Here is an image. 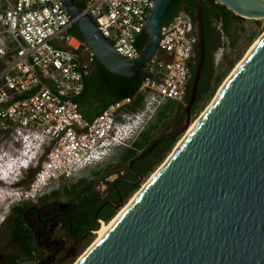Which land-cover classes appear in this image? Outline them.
<instances>
[{
  "label": "water",
  "instance_id": "obj_1",
  "mask_svg": "<svg viewBox=\"0 0 264 264\" xmlns=\"http://www.w3.org/2000/svg\"><path fill=\"white\" fill-rule=\"evenodd\" d=\"M74 1L63 0L98 63L113 74L137 77L156 54L172 0H153L143 29L146 44L133 58L119 54ZM214 1L240 17L264 18V0ZM202 2L192 0L197 57L185 122L175 134L189 126L188 105L204 62ZM76 264H264V36L164 165Z\"/></svg>",
  "mask_w": 264,
  "mask_h": 264
},
{
  "label": "built area",
  "instance_id": "obj_2",
  "mask_svg": "<svg viewBox=\"0 0 264 264\" xmlns=\"http://www.w3.org/2000/svg\"><path fill=\"white\" fill-rule=\"evenodd\" d=\"M83 1L114 49L136 57L153 0ZM73 23L63 0H0V133L14 151H7V162L34 157L25 201L56 190L63 178H78L114 148H132L158 110L172 103V111L187 97L196 39L191 19L180 12L163 24L156 54L143 68L140 105L133 108L127 96L85 118L77 98L95 57L69 32Z\"/></svg>",
  "mask_w": 264,
  "mask_h": 264
},
{
  "label": "flooded vegetation",
  "instance_id": "obj_3",
  "mask_svg": "<svg viewBox=\"0 0 264 264\" xmlns=\"http://www.w3.org/2000/svg\"><path fill=\"white\" fill-rule=\"evenodd\" d=\"M202 22L203 33L208 41L206 42L207 51L201 69L203 77L200 90L204 92L199 95L196 93L194 101L188 105V119L196 110L202 97L208 93L217 77L215 67L218 61L215 56L221 47L214 48V45L218 38L221 43L224 36L218 27H214L212 12L205 14ZM229 27L232 32L233 25ZM95 67L94 59L89 71L94 70ZM87 104L90 109L88 113L93 114L101 101L99 98L91 97ZM186 104L187 97L185 103L178 104L172 111L167 110L157 126L151 129L148 137L144 138L141 136L142 133H145L149 126L155 123L162 108L158 110L133 143L132 148H114L109 158L107 157L108 159L80 172V176L72 185L74 186L82 180L76 189L72 186H66V188L60 186L56 189L59 192L57 197L47 196L50 195L51 191L35 201L28 200L19 203L23 220L20 228L21 233L16 232V225L12 226V230L9 229V226L17 218L16 213L10 211L8 220H6L5 235L7 240L0 248V264H63L71 251L91 232L89 227L82 223L83 216L86 214L82 204L90 200V195L97 196L96 202L99 206L93 213V217L97 218L99 214L104 216L111 208H116L122 203L156 161L168 150L169 144L177 135L175 132L185 122ZM158 139L159 141L153 148L146 152L149 146ZM137 142L142 144L141 147H137ZM7 148H9L8 145ZM136 148H139L140 151H134ZM120 149L124 150L119 151ZM131 151L135 153L132 154ZM142 153L145 154L130 163L132 158ZM60 197L64 201H60ZM76 221H80L79 226L73 225L76 224ZM24 239H26L25 244L31 249L29 255L19 254L22 246H24Z\"/></svg>",
  "mask_w": 264,
  "mask_h": 264
},
{
  "label": "trees",
  "instance_id": "obj_4",
  "mask_svg": "<svg viewBox=\"0 0 264 264\" xmlns=\"http://www.w3.org/2000/svg\"><path fill=\"white\" fill-rule=\"evenodd\" d=\"M74 2L79 8L81 9L84 8L83 0H75ZM180 12H183L184 14H186L192 21V0H172L164 12L163 20H162L163 24L169 23ZM210 12H212V15L214 16V22H215L214 27H218L219 31L223 32V35H224L223 37L226 38V42H227L225 47L227 48L228 52L223 54L222 63L223 65L228 64V66H231V62H232L231 54L234 51L236 53V51L239 49V46H237L239 45L237 44V42H239L237 32L239 30L244 32V26L242 25V22L245 21L246 18H243V17H240L234 14L233 12L228 10L225 6L217 4L214 0H203L202 6H201L202 18H205V14L207 13L209 14ZM252 21H257V20L252 19ZM218 23H220L219 26H218ZM230 25H233L232 32L229 30ZM69 32L82 39V37L80 36L79 30L77 29L74 23L69 29ZM251 34L252 33H250L247 37L244 38L243 42L245 45L247 44V42H250V40L253 38V34L252 35ZM146 41H147V35L144 32L138 35L136 45L139 51L145 46ZM206 42L208 41H207L206 35L204 34L205 54L207 51ZM223 46L224 44L223 43L221 44L220 39L218 38L217 43L214 45V48L223 47ZM194 50H195V56L193 58V64H192V76H193L194 65H195L196 57H197L196 44L194 46ZM95 66L96 67L94 70L87 72V74L85 75L83 91L81 95L77 98V102L80 104L81 110H82V105L85 102H87L89 98L91 97L99 98L101 101V104L98 106V108L94 111L93 114H88L86 112H83V115L85 118L91 119L92 117L100 113L108 104L116 100H119L121 98L127 97V96L134 97L135 106L133 108L140 105L141 96L137 95L136 93L141 84V81L146 75L144 70H141L140 74L137 77L128 78V77L119 76V75L109 72L108 70L104 69L100 65V63H98L96 59H95ZM192 76H191V79H192ZM202 77H203V73L201 70L200 77H199L198 84H197V94L198 95L204 92L200 90V84H201ZM221 78H222V75L218 74L214 81L218 82ZM190 86H191V80L189 81V84L187 86V91H186L187 96L189 93ZM171 107H172L171 103L165 104L162 107L161 112L159 113L155 123L151 124L149 128L145 131V133L143 132L141 136H144V138H147L151 129H154L157 126L158 122L165 116V112L171 109ZM174 140L175 138L169 144V148L172 145ZM136 145L137 147H141L142 144L140 142H137ZM131 153L134 154L135 152L131 151ZM35 172H36L35 169L29 170L31 179L33 178ZM81 182L82 180H80L77 184H75L72 187L76 189V187ZM63 188H66V186H63ZM58 195H59V192L56 190H53L50 193V195H47V196L57 197ZM94 196L90 195V200L87 201L85 204H82L83 211H85L86 213L83 216L82 223L85 224L87 227H89V230L91 232L96 231L99 228L98 220L107 222L114 215L115 210H116V208H111L104 216H101L99 214L97 218H94L93 213L99 206V204H97L96 202L97 196L95 197ZM11 211L16 213L17 218L15 219L13 224L9 226V229L12 230V226L16 225L17 227L16 232L21 233L20 228L22 227V224H23L21 206L16 205L12 207ZM79 224H80V221L78 222L76 221V224H73V225L79 226ZM24 241H26V239L23 240L24 246H22L19 254L29 255L31 252V249L25 244Z\"/></svg>",
  "mask_w": 264,
  "mask_h": 264
},
{
  "label": "rangeland",
  "instance_id": "obj_5",
  "mask_svg": "<svg viewBox=\"0 0 264 264\" xmlns=\"http://www.w3.org/2000/svg\"><path fill=\"white\" fill-rule=\"evenodd\" d=\"M242 25L244 26V32L240 30L237 32L238 41H239L237 42V44H239L237 46H239V49L236 51V53L234 51L231 54L232 56L231 66H228V64L223 65L222 63L223 54L228 52L227 48L225 47L227 43L226 38L225 37L222 38L221 43H223L224 46L221 47L220 50H217L215 56L216 60L218 61V62L216 61L217 64L215 67V72L217 75L221 74L222 78L218 82L214 81L209 92L202 97L201 101L196 107V110L189 118V124L193 122V120L195 121L199 117V115L206 109V107L211 103L223 81L230 75V73L233 71L235 66L245 57L253 42L262 34V32L264 31V18L257 19V21H252V19L246 18V20L242 22ZM250 33L253 34V38L250 40V42H247V44L245 45L243 42L244 38L247 37ZM89 111L90 109L88 107V104L87 102H85L82 105V113L83 112L88 113ZM183 133L184 131L176 135L175 140L173 141L170 148L159 158V160L156 161V163L147 172V174L144 175V177L141 179L137 187L128 194V196L123 200L121 204L117 205L114 215L107 222L103 221L104 223L107 224L109 221H111V219L117 214V212L121 209V207H123L130 200V198L133 196L135 191L139 189L142 186V184L151 176V174L167 159V157L171 154V152L173 151L175 145L177 144L178 140L181 138ZM5 138L6 137L1 136L0 133V248L3 244H5L7 240V237L5 235L6 220H8L12 207L25 201L24 199L26 195L24 188H26L32 180L30 178L29 170H34V167L30 166V168L27 169L25 172L22 171L19 174L18 166H20L21 163H19L18 161L14 163L7 162V149H9L8 152L11 153H14V151L11 147L7 148V142L4 141ZM122 150L124 149H120L119 151ZM24 162L25 161H22V163ZM76 179L77 178H63L60 181L59 187L72 186L75 183ZM7 181L12 183L7 184ZM59 200L64 201L61 197L59 198ZM101 223L102 222H99V226L101 225ZM96 237L97 234L94 231L90 232L87 236H85L84 240L71 251L68 258L63 264H73L76 261V259L94 242Z\"/></svg>",
  "mask_w": 264,
  "mask_h": 264
},
{
  "label": "bare ground",
  "instance_id": "obj_6",
  "mask_svg": "<svg viewBox=\"0 0 264 264\" xmlns=\"http://www.w3.org/2000/svg\"><path fill=\"white\" fill-rule=\"evenodd\" d=\"M264 36V31L262 32V34L253 42V44L251 45L249 51L247 52V54L245 55V57L235 66V68L233 69V71L230 73V75L223 81V83L221 84V86L219 87V89L217 90V93L215 95V97L213 98V100L211 101V103L206 107V109L199 115V117L193 122H191L187 128L186 131H184V133L182 134L181 138L178 140L177 144L175 145L173 151L171 152V154L167 157V159L151 174V176L142 184V186L137 189L135 191V193L133 194V196L130 198V200L123 206L121 207V209L117 212V214L111 219V221H109L107 224L106 223H102L101 226L99 227V229L96 232L97 237L95 238L94 242L76 259V261L73 264H76L81 257L89 250V248H91V246H93L99 239L100 237L110 228V226L117 220V218L122 214V212L128 207V205L134 200V198L139 194V192L146 186V184L152 179V177L159 171V169L164 165V163L168 160V158L173 154V152L177 149V147L180 145V143L182 142V140L185 138V136L188 134V132L193 128V126L195 125V123L197 122V120L204 114V112L208 109V107L214 102V100L217 98L220 90L223 88V86L225 85V83L227 82V80H229V78L233 75V73L237 70V68L240 66V64L244 61V59L248 56V54L252 51V49L256 46V44L259 42V40ZM9 173V172H7ZM103 222V221H101Z\"/></svg>",
  "mask_w": 264,
  "mask_h": 264
},
{
  "label": "clouds",
  "instance_id": "obj_7",
  "mask_svg": "<svg viewBox=\"0 0 264 264\" xmlns=\"http://www.w3.org/2000/svg\"><path fill=\"white\" fill-rule=\"evenodd\" d=\"M32 158H34V157H27V160H26V162H24V163H21V165L20 166H18V170H20V171H24L25 169H27V168H29V166H30V164H31V162H32ZM18 173H19V171H18ZM20 174V173H19ZM12 182H8L7 181V184H11Z\"/></svg>",
  "mask_w": 264,
  "mask_h": 264
}]
</instances>
